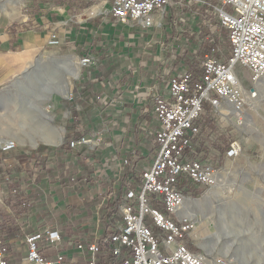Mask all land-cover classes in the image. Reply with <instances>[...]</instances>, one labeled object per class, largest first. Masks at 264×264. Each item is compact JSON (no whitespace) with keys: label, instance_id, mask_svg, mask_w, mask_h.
Here are the masks:
<instances>
[{"label":"crops","instance_id":"1","mask_svg":"<svg viewBox=\"0 0 264 264\" xmlns=\"http://www.w3.org/2000/svg\"><path fill=\"white\" fill-rule=\"evenodd\" d=\"M32 2L26 0L28 13L22 14V9L19 20L17 14L8 15L1 27L0 68L5 73L0 76V85L19 66L13 48L10 50V46L19 42L25 48L21 56L36 43H47L52 36L58 40L55 46L61 52L78 60L89 56L94 63L82 66L84 72L75 81L74 102L69 108L72 123H68L67 131L77 136L78 128L74 129L77 124L82 131L90 128L98 147L77 152L72 149L70 156L62 155L56 145L20 144L12 150L0 151V227L8 264H21L24 236L48 226V212L55 203L60 204L57 214L63 218L60 224L72 222L76 241L87 242L103 232L101 222L97 224L102 194L111 190L120 195L118 189L125 171L117 180L114 175L123 159L130 161L133 169L130 177L137 176L140 166L149 163L150 151L146 147L151 145L157 126L149 111L150 100L155 87H162L163 78L172 72L166 61H156L159 45L155 42L147 45V35L134 32V24L114 18L108 12L106 0H42L38 6ZM239 68L247 72L244 67ZM231 112L226 101L217 110L204 104L203 127L199 126L196 140L198 155L214 166L210 158L218 162L223 155L228 157L229 144L236 140L241 151L232 159L241 160L239 168L253 170L252 178L264 184V132L259 129L250 132L251 140L244 139L243 133L233 139L227 130V125L236 123ZM59 161L65 170H75L90 182L62 187L59 172H55ZM72 162L76 165L70 166ZM97 169L107 177L98 176ZM15 194L33 198L29 205L22 206ZM95 196L102 200L95 203ZM59 233L63 239H70ZM48 248L42 251L52 259L54 255L47 252ZM67 250L68 256L77 257L75 248L68 246ZM83 259L78 254V261Z\"/></svg>","mask_w":264,"mask_h":264},{"label":"built area","instance_id":"2","mask_svg":"<svg viewBox=\"0 0 264 264\" xmlns=\"http://www.w3.org/2000/svg\"><path fill=\"white\" fill-rule=\"evenodd\" d=\"M106 1L108 12L122 23L149 28L161 25L162 18H167L176 33H195L198 46L207 41L210 48L199 60L202 73L192 83L190 71L181 67L163 78L162 87H155L149 111L157 126L149 163L140 166L138 184L132 186L133 179H129L123 186L111 232L95 234L87 242H71L48 226L31 231L24 236L21 264H208L202 252L189 247L193 223L180 211L189 187H212L216 183L217 170L198 155V121L205 103L217 110L226 101L233 112L247 104L237 67L247 69L253 83L264 78V0ZM218 27L225 30L227 38L224 54L219 47ZM168 42L157 43L165 50L172 43ZM48 43L57 45L58 40L52 36ZM150 43V39L146 41ZM79 62L88 66L94 60L85 56ZM247 92L256 95L253 88ZM88 142L82 136L68 143L73 149ZM14 146L9 142L1 149L8 151ZM240 151V145L233 140L226 155L235 157ZM126 166H130L127 158L121 161L114 175L116 180ZM96 173L107 177L98 169ZM62 243L75 248L77 257L63 253ZM51 246H55V254L49 259L42 250ZM78 254L84 257L80 262ZM0 264H8L1 227Z\"/></svg>","mask_w":264,"mask_h":264},{"label":"rangeland","instance_id":"3","mask_svg":"<svg viewBox=\"0 0 264 264\" xmlns=\"http://www.w3.org/2000/svg\"><path fill=\"white\" fill-rule=\"evenodd\" d=\"M32 1V5L38 6L42 0ZM27 6L26 0H0V35L1 27L8 19L7 16L14 17L17 14L19 20L22 9V14L28 13ZM134 25L132 28L134 32H142L147 35L146 39H150L156 45H158V41L172 42L169 49L163 50L158 47L160 54L157 53L156 61L158 63L162 60L166 61L173 71L186 67L185 54L191 55L201 47L195 42V33L192 35L176 33L172 21L167 18H162L159 26L143 28L141 25ZM217 30L219 31L217 34L221 38L219 47H221V53L224 54L228 48L225 30L219 27ZM201 37L204 39L205 34ZM138 41L137 39L136 42ZM16 42L18 43V40ZM22 44L19 42L14 47L10 46V50L13 48V52H15V59L19 66L0 85V140L13 136L20 138L14 148L20 144L60 147L67 137L73 140L84 136L89 142L73 148L74 152L81 148L88 151L89 148L93 150L94 147H98L97 139L91 134L93 131L90 128L87 131H82L77 124L74 126V129L78 128L77 136L70 135V132L67 131L68 123H72L69 108L74 102L75 81L84 72V68L80 66L79 62L81 58L78 60L77 57L65 54L58 49L59 47L45 41L36 43L25 52V56H21V52L25 51L22 50L24 48ZM152 52H156V49L152 48ZM217 55V57L223 58V56ZM27 66L29 69L25 73L23 69ZM73 68L77 71L76 76L72 74ZM237 71L246 91L252 88L256 91L248 70L244 72L237 67ZM4 73L5 69L0 68V76ZM65 81L68 84L67 96L63 95ZM50 104L52 107L49 108ZM246 105L243 108L245 116L243 115L240 119L233 118L236 123L227 125V130L231 131L230 137L233 139H237L243 133L244 139L248 140L252 137L250 132H257L258 129L264 132V100L260 102L256 110ZM203 118L204 116L201 114L200 125L198 122L201 128L203 127L201 122L204 121ZM200 127L199 129H201ZM58 135L61 136L58 143H47V141L40 140L41 136L48 138ZM146 149L150 151L151 145ZM0 151H2L1 145ZM232 158L234 157L223 155L218 162L210 158L217 170L216 183L219 178L220 183L226 184L223 189L224 194L211 204L212 207L207 212L200 214L196 211L197 221L192 222L188 218L193 223L189 244L198 248V252H202L206 258L211 259L208 261L209 264H264V184L252 178L250 172L253 170L239 168V165L243 164L241 160ZM75 165L72 162L70 166ZM255 173L258 172L255 171ZM262 174L264 175V172ZM81 183H84V180L75 179L70 185H80ZM210 188L191 186L186 198H200ZM57 204L55 203L48 212L49 216L46 219H50L48 226H55L63 235H67L71 242H74L76 241V232L73 230V224L71 221L60 224L63 223V218L57 217L60 205ZM67 247L65 243L61 244L63 253L68 252ZM209 248L211 252L208 250ZM47 252L54 255L55 246L49 247ZM208 256H212V258Z\"/></svg>","mask_w":264,"mask_h":264},{"label":"trees","instance_id":"4","mask_svg":"<svg viewBox=\"0 0 264 264\" xmlns=\"http://www.w3.org/2000/svg\"><path fill=\"white\" fill-rule=\"evenodd\" d=\"M210 48V44L207 41H203V43L201 44V47L198 49L197 52H193L191 55H187V53L185 54V66L188 69V71H190L191 73V81L192 83H194L195 81H197L200 76H201V70L199 68V60L200 58L206 53L208 52ZM70 141V139H68V137L66 138L65 142L59 147L61 149V151L63 152L62 155H67L70 156L72 155V149L69 147L68 142ZM57 170H58V177H59V183L62 185V187H66L69 186L70 183L73 180H84L87 182H90L87 178H85L82 175H78L76 173L75 170L70 171L65 170L63 168V164L59 161L56 162L55 164V172L57 174ZM124 176L120 181V185H119V189L118 191H121V188L126 185L127 181L129 179H133L132 180V186H135L134 184H138L139 183V176H132L130 177V173L133 171L132 168H130V166H126L125 170H124ZM49 174H51V172H48ZM52 176V174H51ZM72 178H74L72 180ZM55 180H51V183H53ZM129 182V181H128ZM13 193L17 192L16 188L12 189ZM18 197V200L20 202V204L22 206H27L29 205V200H31L33 198V196H21L19 194H15ZM185 195H189L188 190L185 191ZM103 196V201L101 203V206L99 207V217H100V222H101V226L103 228V233L104 234H108L111 232L110 230V226L113 222H115V220H117V208H116V204L119 200V196L117 195V193H112L111 190H109L108 192L105 191V194H102ZM102 200V198L95 196V203H99ZM189 247L194 250V251H199L198 248H196L194 245L189 244Z\"/></svg>","mask_w":264,"mask_h":264},{"label":"bare ground","instance_id":"5","mask_svg":"<svg viewBox=\"0 0 264 264\" xmlns=\"http://www.w3.org/2000/svg\"><path fill=\"white\" fill-rule=\"evenodd\" d=\"M93 11V10H92ZM76 68V67H75ZM75 68H73L74 70H72V74L74 76H76V70ZM29 66L25 67L23 69V72H28ZM64 89L65 91L63 95L67 96L68 94V84L65 81L64 82ZM255 84V88H256V95L255 96H251L250 94H248V92L246 91V89L243 87V94L244 97L246 99L247 104L253 108L254 110L257 109L258 105L260 104V102L262 100H264V78H261L260 80H258L257 82L254 83ZM51 93V92H50ZM44 95V94H43ZM45 96V95H44ZM49 108L52 107V105L50 104L48 106ZM48 112V111H47ZM232 117L234 119H240L244 114V109L242 110H236V111H232ZM47 114V113H46ZM48 116V115H47ZM49 118V116H48ZM50 119V118H49ZM238 122V121H237ZM16 124V122H15ZM250 124V123H249ZM18 125V124H17ZM41 126V125H40ZM21 127V126H20ZM39 136V135H38ZM20 138H17L15 136L9 138V139H1L0 140V145H5L9 142H14V143H18L20 140ZM40 140L43 141H47L48 142H52V143H58L61 140V136H49L48 138L45 136H41ZM220 179L218 178L217 183L215 186L211 187L202 197L197 198V199H193V198H185L182 206L180 208L181 214L183 217L185 218H189L192 222L197 221L198 219L196 218V211H198V213H203V212H207L208 209L210 207H212V203H214L217 199H219V196H222L223 193V189H224V185L223 183H220L219 181ZM226 181V180H225ZM201 219V218H200ZM202 220V219H201ZM200 222V221H199ZM208 243V242H207ZM206 243V244H207ZM205 244V245H206ZM209 245V244H208ZM207 246V245H206ZM212 247V246H211ZM211 252V249H208ZM209 253V252H208ZM209 257V256H208ZM212 258V256H210ZM209 257V258H210ZM207 261L211 260L206 258ZM211 262V261H210ZM214 263V262H212ZM209 264V262H208Z\"/></svg>","mask_w":264,"mask_h":264}]
</instances>
